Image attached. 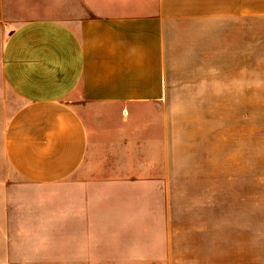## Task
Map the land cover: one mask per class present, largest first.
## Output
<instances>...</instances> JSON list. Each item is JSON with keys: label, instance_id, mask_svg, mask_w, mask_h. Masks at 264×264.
<instances>
[{"label": "crops", "instance_id": "crops-1", "mask_svg": "<svg viewBox=\"0 0 264 264\" xmlns=\"http://www.w3.org/2000/svg\"><path fill=\"white\" fill-rule=\"evenodd\" d=\"M67 1L82 3L66 8L64 19L33 13L17 21L8 15L12 1L0 0V113L12 112L2 150L11 171L86 191L139 173L127 180L132 186L162 170L169 204L180 202L181 187L234 180L237 225L230 229L239 237L170 242L165 260L201 264L191 260L220 247L230 263L262 262L264 241L247 234L261 222L257 127L241 120L237 98L249 105L256 91L264 96V0ZM205 73L213 74L211 112L201 98ZM181 82L194 90L191 101L203 102L177 112ZM212 119L217 127L221 121L218 130Z\"/></svg>", "mask_w": 264, "mask_h": 264}, {"label": "rangeland", "instance_id": "rangeland-1", "mask_svg": "<svg viewBox=\"0 0 264 264\" xmlns=\"http://www.w3.org/2000/svg\"><path fill=\"white\" fill-rule=\"evenodd\" d=\"M11 1L8 15L13 20L27 18L33 13L42 18L64 19L66 8H79L82 3L25 0L17 5V0ZM260 66L254 59L252 72L256 90L261 89V80H257ZM205 74L207 88L201 90V98L212 103L207 105L211 112L215 107L213 74ZM187 83L181 82L176 90V98L184 99L174 102L177 112L203 102L191 101L194 90L189 89ZM249 98V105L247 98L237 100L243 112L241 120L247 122L250 119L257 127L262 178L259 184L260 227L247 234L249 238L256 236L264 241V96L256 91L255 97ZM201 109L203 111L206 106ZM10 113H0V264H168L164 250L170 242L218 245L225 239L239 237L238 231L231 230L237 225V186L234 180L229 182L223 177L209 179L200 186L181 187L175 195L180 202L174 204H169L170 188L164 183L165 172L162 170L151 171L146 178L141 174L142 182L132 186L127 180L135 181L139 173L131 179L125 178L130 175L122 174L119 180L108 185L111 189L103 190L90 186L86 191H75L74 187L34 184L21 179L11 171L2 150L4 125ZM231 121L224 119L225 126H231ZM209 122L214 129L217 127L215 119ZM218 122L217 130L221 127L219 119ZM181 133L177 129V134ZM187 139L190 141V136ZM183 140L187 141L185 137ZM232 146L227 144V152ZM175 217L178 225L172 227ZM186 227L188 230L181 233ZM222 250L220 247L206 250L209 255L205 258L191 261L241 264L226 261ZM250 264H264V259Z\"/></svg>", "mask_w": 264, "mask_h": 264}]
</instances>
